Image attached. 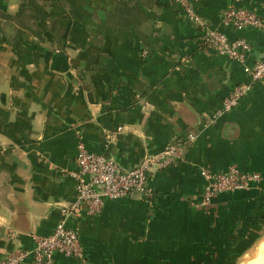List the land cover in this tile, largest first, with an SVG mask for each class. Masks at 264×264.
Here are the masks:
<instances>
[{
  "label": "crops",
  "instance_id": "obj_1",
  "mask_svg": "<svg viewBox=\"0 0 264 264\" xmlns=\"http://www.w3.org/2000/svg\"><path fill=\"white\" fill-rule=\"evenodd\" d=\"M189 1L210 28L249 43L247 65L263 58L264 28L236 30L221 16L235 5L264 22V0ZM199 35L176 0H0V257L53 233L75 199L80 143L130 170L190 135L185 160L151 177V201L107 200L67 221L87 264H236L254 245L264 233V81L205 128L248 76ZM231 167L260 174L259 186L202 206L201 170ZM53 264L81 262L55 254Z\"/></svg>",
  "mask_w": 264,
  "mask_h": 264
},
{
  "label": "built area",
  "instance_id": "obj_2",
  "mask_svg": "<svg viewBox=\"0 0 264 264\" xmlns=\"http://www.w3.org/2000/svg\"><path fill=\"white\" fill-rule=\"evenodd\" d=\"M176 6L185 18L198 28L199 46L203 49H212L217 54L243 65L248 76V83L235 87L212 112L205 124V128H208L231 113L250 91L252 84L264 81V56L254 65H247L246 54L250 51V45L245 39L229 40L222 31L210 28L195 12L189 0H176ZM221 25L236 30L250 27L264 28V22L254 10L235 5L228 7L222 13ZM194 140V135L186 139L175 138L158 154L145 156L137 167L130 170L121 168L113 157L89 152L80 143L75 157L76 169L69 173L75 181V199L61 209L60 220L53 233L46 237H35L34 248L30 251L16 249L8 252L0 257V264H53L55 254L87 264L79 234L75 229L67 226V221L78 218L83 212L89 215L99 214L107 200L138 198L151 201L153 197L149 185L151 177L183 162L187 146ZM201 176L205 180L200 192L202 206L211 205L220 194L247 190L255 185L259 186L261 182L260 174L242 173L232 167L226 172L217 174L201 170ZM9 236L15 237L16 233L11 230Z\"/></svg>",
  "mask_w": 264,
  "mask_h": 264
},
{
  "label": "bare ground",
  "instance_id": "obj_3",
  "mask_svg": "<svg viewBox=\"0 0 264 264\" xmlns=\"http://www.w3.org/2000/svg\"><path fill=\"white\" fill-rule=\"evenodd\" d=\"M264 242L261 243L254 251L253 253L249 256L247 262H243L241 264H264ZM258 250H262L260 255L258 254Z\"/></svg>",
  "mask_w": 264,
  "mask_h": 264
},
{
  "label": "water",
  "instance_id": "obj_4",
  "mask_svg": "<svg viewBox=\"0 0 264 264\" xmlns=\"http://www.w3.org/2000/svg\"><path fill=\"white\" fill-rule=\"evenodd\" d=\"M264 242V233L262 236L254 243V245L236 262V264H241L243 262H246L249 258V256L253 253V251Z\"/></svg>",
  "mask_w": 264,
  "mask_h": 264
},
{
  "label": "rangeland",
  "instance_id": "obj_5",
  "mask_svg": "<svg viewBox=\"0 0 264 264\" xmlns=\"http://www.w3.org/2000/svg\"><path fill=\"white\" fill-rule=\"evenodd\" d=\"M263 250H264V249H263ZM261 251H262V250H258V254H259V255H260ZM247 261H248V260H247ZM247 261H246V262H247ZM261 264H262V261H261Z\"/></svg>",
  "mask_w": 264,
  "mask_h": 264
}]
</instances>
